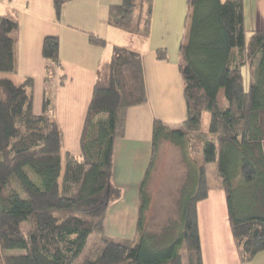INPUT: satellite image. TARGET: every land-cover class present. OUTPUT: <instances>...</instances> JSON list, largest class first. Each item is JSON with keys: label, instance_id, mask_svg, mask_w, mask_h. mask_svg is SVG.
Returning <instances> with one entry per match:
<instances>
[{"label": "trees", "instance_id": "obj_1", "mask_svg": "<svg viewBox=\"0 0 264 264\" xmlns=\"http://www.w3.org/2000/svg\"><path fill=\"white\" fill-rule=\"evenodd\" d=\"M73 1L54 0L58 19ZM153 3L123 0L110 7L109 23L147 40ZM187 4L179 46L187 119L178 128L154 123L138 233L128 240L108 237L105 220L120 196L112 186L114 154L125 135L127 111L148 101L140 54L114 47L97 72L82 154L75 156L64 149L50 97L45 94L36 115L34 81L5 76L16 72L11 35L19 23L13 13L0 15V264H204L197 204L209 193L210 164L218 168L241 263L264 252V31H254L247 44L244 0ZM42 55L61 68L58 37L44 39ZM157 57L167 60L166 50H158ZM246 67L253 74L248 90ZM49 74L47 69V79ZM164 143L182 151L189 172L177 220L154 230L147 220L148 189Z\"/></svg>", "mask_w": 264, "mask_h": 264}, {"label": "crops", "instance_id": "obj_2", "mask_svg": "<svg viewBox=\"0 0 264 264\" xmlns=\"http://www.w3.org/2000/svg\"><path fill=\"white\" fill-rule=\"evenodd\" d=\"M160 1L163 20L152 16L149 38L145 40L137 36L139 41L127 48L116 46L110 38L112 30L118 29L109 23L110 7L122 3V0H76L64 7L60 19L57 18L54 0H0V15L13 13L19 23V28L11 35L15 41L16 65L12 79L22 82L31 78L34 81L33 108L36 115L43 111L45 94L50 97L63 133L64 149L70 154H82L81 138L97 72L110 61L114 47L127 48L142 58L148 101L127 111L124 138L115 145L112 186L120 191V196L109 206L105 220V233L114 239L128 240L137 236L141 209L140 187L152 158L155 121L161 120L178 128L187 119L184 82L179 70V46L185 31L181 21L183 0H171V7L169 0ZM253 1L248 0L251 3ZM157 8L155 6L154 17ZM259 11L261 7L257 8V15ZM47 36L59 38L60 69L43 58V41ZM91 36L106 41L105 46L93 44ZM161 49L166 50L167 60L158 59L157 51ZM47 69L50 70L48 79ZM168 152L176 156L177 160L182 158L185 163L179 148L171 143L162 145L148 189L150 206L147 218L154 219L153 223L158 225L160 221L163 224L171 221L170 217L155 221V217L159 218L161 213L158 211L155 215L152 212L156 207L155 191L152 189L154 172L164 167L160 168V160L165 159L164 155ZM185 166V170H181V166L175 164L173 173L170 171L167 175L170 189L171 178L174 177L175 221L179 214L180 191L185 182L180 177L182 174L186 178L189 172V165ZM216 183L215 187L210 184L207 198L197 204L203 262L242 264L230 229L223 185L220 179ZM148 223L152 224V220ZM249 264H264V252Z\"/></svg>", "mask_w": 264, "mask_h": 264}, {"label": "rangeland", "instance_id": "obj_3", "mask_svg": "<svg viewBox=\"0 0 264 264\" xmlns=\"http://www.w3.org/2000/svg\"><path fill=\"white\" fill-rule=\"evenodd\" d=\"M123 1V0H122ZM170 2V7H171V0H169ZM159 4H161V1L159 2V0H154L153 3V18L158 19L159 21L163 20L162 17V11H161V6H159ZM164 4V2L162 3ZM155 6L158 7L157 11H156V17L155 16ZM183 6H184V13L183 16L181 17V21L183 22V29H185V24H186V19H187V14H188V4H187V0H183ZM261 7V11H259V15H257V8ZM161 8V9H160ZM170 12V18H171V8L169 10ZM245 18H246V25H245V30H246V42L247 44L249 43V39L251 34L254 32V30H258V31H264V0H254L252 3L245 1ZM256 27L258 29H256ZM110 38L111 40H113V42H115L116 46H126L127 48H131L132 43L139 41L137 39L136 35H131L123 30L120 29H114L112 30V34H110ZM114 45V46H115ZM111 48H113V46H111ZM7 77L12 78V75H5ZM244 76H245V85H246V89L248 90L250 84L252 83V78H253V74L250 71V68L246 67L244 69ZM223 93H221V98H222ZM209 128V116L207 114L204 115V119H203V131L207 132ZM165 159L161 158L160 160V168L161 170L158 172V170H156L154 172V184H153V188L154 189V195H155V203H156V207L153 208L152 212H155V215L157 214L158 211H160L161 215L158 218V216L155 217V221H157L158 219L160 220L162 219H166L168 217H170L171 219V223L175 220L176 217V209H175V204H174V177L171 178V189H170V184H168V174L171 171V174L173 173V170H175V164L181 166V170H185L186 166V162L184 163L182 161V158H180V160H177L173 154H171V152L166 153V155H164ZM177 171V170H176ZM207 174H208V178H209V183L211 185H213L215 187V185L217 184L216 181L219 180L218 178V168L216 164H210L207 166ZM166 179V182L165 180ZM180 180L184 181L185 177L181 174ZM165 182V183H164ZM171 190V191H170ZM175 191V190H174ZM171 192V193H170ZM171 194V195H170ZM179 203V202H178ZM149 213V210L148 212ZM159 213V212H158ZM162 216V217H161ZM179 216V214H178ZM177 216V217H178ZM148 221L152 220V224L151 227L154 226V230H158V226L159 228L161 226H166L170 221H166L167 223L164 222V224L162 223L163 221H160V225L153 223L154 219H149L147 218ZM151 223V222H150ZM153 225V226H152ZM24 229H26V227L24 226ZM121 240V239H120Z\"/></svg>", "mask_w": 264, "mask_h": 264}]
</instances>
